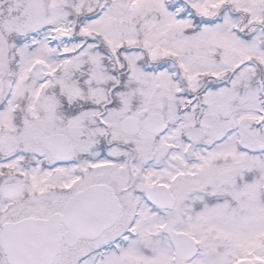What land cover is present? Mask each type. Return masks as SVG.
Returning <instances> with one entry per match:
<instances>
[{
    "label": "snow or ice",
    "instance_id": "obj_1",
    "mask_svg": "<svg viewBox=\"0 0 264 264\" xmlns=\"http://www.w3.org/2000/svg\"><path fill=\"white\" fill-rule=\"evenodd\" d=\"M0 264H264V0H0Z\"/></svg>",
    "mask_w": 264,
    "mask_h": 264
}]
</instances>
